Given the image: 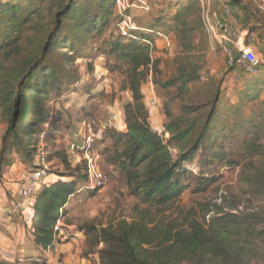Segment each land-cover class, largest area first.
<instances>
[{"label": "trees", "instance_id": "trees-1", "mask_svg": "<svg viewBox=\"0 0 264 264\" xmlns=\"http://www.w3.org/2000/svg\"><path fill=\"white\" fill-rule=\"evenodd\" d=\"M111 1L81 0V7L74 11L66 9L67 5L62 7L56 15L57 25L63 27L68 19L81 22L69 35L57 40L55 35L45 32L42 52L24 58L16 71V80L1 86L0 105L9 114L8 127L2 138L3 154L15 150L31 158L35 154L31 148L36 147L37 129L48 123L58 128L60 119L52 120L48 115V109L44 107L45 96L59 86L60 73L69 76L71 69L68 57L61 61L59 68L43 65L48 60L50 45L66 44L72 37L82 39L77 33L82 30L87 35L93 32L92 29L100 32V24L109 17ZM192 3L181 7L172 18L177 34L191 30L189 16L197 1ZM21 8L12 2L0 5V18L9 14L0 25V63L24 53L20 37L23 26L33 22L34 16H40L38 10L30 9L25 15H19ZM155 42L154 37L138 29L120 33L109 41L108 54L114 61H109L108 67L125 76L124 89L132 93V100L124 106L125 130L107 127L103 131L102 143H108L101 154L106 164L119 174L128 193L146 208L138 209L131 221L121 219L108 225L81 227L87 238L85 254L89 257L97 253L100 264H258L264 259L257 243L263 232L253 225L257 221L251 219V215L225 211L218 201L199 203L204 212L202 216L195 212L175 211L174 207L191 188L192 178L197 180L193 188L196 193L206 192L218 181V177H206L201 171L195 170V176L191 174L190 164L198 157L208 165L220 161L240 168L253 165L264 157V100L258 109L249 108V115L243 114L240 105H234L230 108L232 112L229 111L231 117L234 116L231 120L229 113L220 114L219 92L216 91L208 102L183 103L177 114L167 106L165 128L158 131L150 121L143 92L144 83L150 77L154 81L160 73L159 61L154 57ZM199 80L196 69L184 67L175 79H166L162 84L168 88L179 82L180 89L187 92L189 85ZM20 122L26 123L22 129ZM62 157L67 170H71L66 155ZM83 162L85 174L74 180L65 179L72 176L67 173L59 174V179L53 181H48L46 176L34 195L33 205L29 208L32 217L25 225L34 227L32 238L44 249L55 244V228L69 197L76 190L77 180L87 182V163L86 160ZM247 182L252 188L264 187L258 174L247 177ZM0 264L19 263L0 257Z\"/></svg>", "mask_w": 264, "mask_h": 264}, {"label": "rangeland", "instance_id": "rangeland-1", "mask_svg": "<svg viewBox=\"0 0 264 264\" xmlns=\"http://www.w3.org/2000/svg\"><path fill=\"white\" fill-rule=\"evenodd\" d=\"M192 1L112 0L109 17L104 24H100L102 29L100 32L92 29L93 32L87 35L88 33L82 30L77 32L82 39L72 37L66 44L50 45L48 60L43 65L52 64L59 68L61 61L68 57L67 63L71 70L69 76L60 73L59 86L45 96L44 107L48 109V115L52 120L58 117L60 122L57 129L49 123L37 129L34 141L36 147L31 148L35 150V154L31 158L21 153L22 156L15 150L3 154L2 138L8 127L9 114L4 106L0 105V193H9L8 188L17 189L18 192L21 175L35 168L45 169L48 181L59 179L57 176L61 173L72 175L65 177L67 180L76 179L75 177L86 173L83 162L85 148H89L96 165L110 179L104 188L96 192L85 189L84 180H77L76 190L62 210L57 225L60 228L54 238L55 244L47 250L48 254L58 253L59 248L56 252L54 248L60 247L62 239L70 241L72 237L78 238V234L81 233L83 239L81 244L75 243L68 253L78 252L81 257L87 258L85 254L87 238L81 227L87 224L108 225L121 219L131 221L138 209L146 208V205L139 203L137 198L128 193L119 174L106 164L101 154L108 143H102L103 131L107 127L125 130V124L124 128H120L123 120L125 122L124 106L132 100V93L124 89L125 76L120 71H113L108 67L109 61L111 63L114 61V58L108 54L111 39L134 29L156 39L154 57L159 61L160 73L154 81L150 77L144 83L143 92L150 112V121L158 131H163L165 128L167 106L177 114L183 103L208 102L216 91L219 92L217 106L221 109L220 114L229 113L231 120L234 116L231 117L230 108L234 105H240L243 114L249 115L251 113L249 108L258 109L260 102L264 100L263 0H195L197 4L193 6L189 16L191 30L188 33L177 34L178 30L172 18L181 7L193 4ZM8 2L21 5L19 15H25L30 9L38 10L40 16H34L33 22L23 26L20 37L24 53L10 61L3 59L0 63V88L5 83H13L16 80L18 76L16 71L24 58L32 53L42 52L45 32L52 33L57 40L69 35L73 31L72 28L81 22L77 19H68L63 27L56 24V15L63 10L62 7L67 5L66 9L72 8L74 11L78 6L81 7V0H0V5ZM222 3L233 10L232 16L239 24L244 40L253 46L262 61L256 74H248L242 68H237V72L234 73V69L228 66L216 38L206 27L204 17H207V14L214 23L221 19ZM8 15L0 18V25L8 19ZM160 18L165 19L161 22ZM158 31H162L161 34ZM123 41L128 42V39ZM184 67L196 69L200 80L190 84L187 92L180 89L179 82L164 88L163 81L175 79ZM151 81L160 99L156 109H150L147 104L148 96L151 94ZM24 124L26 123H19L20 129ZM73 145H76L77 153L71 151ZM62 155H66L71 163V170H67ZM21 165L24 171L19 173ZM190 167L193 176L196 175L194 172L196 170L198 173L200 171L205 173L206 177H218V181L206 192L196 193L193 192V188L197 180L192 178L191 188L184 192L182 200L174 207L175 211L195 212L202 216L204 212L199 203L218 201L225 211L251 215V219L257 221L253 225L263 232L257 243L264 253V187H255V189L247 182V177L252 174H258L264 181V157L245 168L229 166L220 161L208 165L198 157L191 162ZM6 196L10 199L9 194ZM1 199L0 195V232L17 222L23 225L24 216H18V221L14 217L9 219L7 210L2 207L3 199ZM24 207L28 208L27 205ZM26 227L33 235L34 227L31 224ZM3 247L10 251L19 264H49L50 258L45 256L41 247L27 245L25 252L18 254L13 253L10 247ZM37 250L40 254L34 257L40 260L35 258L23 260L26 253L30 255L37 253ZM62 256L60 253L58 258ZM97 257L99 258V255L95 253L91 254L89 259L93 261ZM262 260L258 264H264V259Z\"/></svg>", "mask_w": 264, "mask_h": 264}, {"label": "built area", "instance_id": "built-area-1", "mask_svg": "<svg viewBox=\"0 0 264 264\" xmlns=\"http://www.w3.org/2000/svg\"><path fill=\"white\" fill-rule=\"evenodd\" d=\"M222 5L223 13L221 19L217 22L214 23L208 14L207 17H204L207 29L216 38L228 66L234 69V73L237 72V68H242L248 74L257 73L262 65L259 55L254 51L253 46L246 43L244 40L242 30L232 16L233 10L225 3H222ZM150 84L151 94L148 96L147 104L150 109H156L160 103V99L154 91L153 82L151 81ZM71 151L77 153L76 145L72 146ZM84 156L87 163L88 174L84 188L87 190L104 188L110 181L109 176L96 165L89 148H85ZM46 176L47 172L43 168L25 171L21 175V183L18 189L19 199L13 208L14 212L21 211L25 205L31 208L34 195L42 185ZM211 214L208 215V218L211 217ZM23 216L25 219L24 224L30 222L32 217L31 212L24 213ZM59 228L60 227L57 226L55 231L57 232ZM0 257L10 262H15L17 260L10 251L4 249L2 246H0Z\"/></svg>", "mask_w": 264, "mask_h": 264}, {"label": "crops", "instance_id": "crops-1", "mask_svg": "<svg viewBox=\"0 0 264 264\" xmlns=\"http://www.w3.org/2000/svg\"><path fill=\"white\" fill-rule=\"evenodd\" d=\"M124 124L125 123L123 120V123L120 128H124ZM19 170H20L19 173L24 171L22 169V165L19 167ZM17 177L19 178V176ZM8 190H9V193H0L3 199L2 207H5V209L7 210L9 219L11 218L13 219L14 217L15 220L18 221L17 219L18 216L19 217L23 216V214L28 213L30 209L23 207L21 211L14 212L13 208L19 199L18 192H17V189L8 188ZM7 194H9L10 199H8V196H6ZM29 228L31 229L32 227L30 226ZM80 234L81 233L78 234V238L72 237L70 241H65L64 239H62V243L59 244L60 247L54 248L55 252H56V249L59 248L60 252L58 251L57 254L55 253L48 254L47 250H49L50 248L44 249L41 247V249H43V251L46 254L45 256L50 258L49 264H100L98 257L97 259H93L92 261L91 259H89V257L87 258L81 257V255H79L78 252L74 254L68 253V250L70 249V247L75 245V243L77 245L81 244V241L83 239ZM27 245H31L33 247H38V248L40 247L36 244V242L32 238L31 232L27 229L25 224L21 225L20 223L17 222L16 224L8 226L7 229H5V231L3 230L2 232H0V246L10 247L13 253L18 254L20 252H25L24 250ZM60 253L63 255L62 258L60 257L58 258ZM37 254H40L39 250H37V253H30V255H27L26 253L25 255L26 259L24 258L23 260L24 261L33 260V258L40 260L38 257L37 258L34 257V256H37ZM54 254L56 255V257Z\"/></svg>", "mask_w": 264, "mask_h": 264}]
</instances>
